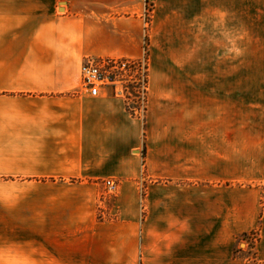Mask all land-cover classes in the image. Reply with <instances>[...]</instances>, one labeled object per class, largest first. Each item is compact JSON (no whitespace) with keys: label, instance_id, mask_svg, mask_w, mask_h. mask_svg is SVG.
Returning a JSON list of instances; mask_svg holds the SVG:
<instances>
[{"label":"crops","instance_id":"crops-1","mask_svg":"<svg viewBox=\"0 0 264 264\" xmlns=\"http://www.w3.org/2000/svg\"><path fill=\"white\" fill-rule=\"evenodd\" d=\"M262 32L264 0H0V264H264ZM146 34L141 113L80 88Z\"/></svg>","mask_w":264,"mask_h":264},{"label":"rangeland","instance_id":"rangeland-1","mask_svg":"<svg viewBox=\"0 0 264 264\" xmlns=\"http://www.w3.org/2000/svg\"><path fill=\"white\" fill-rule=\"evenodd\" d=\"M242 56H244V61L241 59L239 66L240 71L246 74V87L248 89L264 90V32L246 33L245 49ZM145 66V58L135 61L133 59L122 58L121 61L111 69V72H113L112 78L117 81L116 84L109 85L106 88L112 89L113 91L116 90L115 93L125 98L129 111H134L136 114L141 113L144 107L142 99L145 97ZM229 67L232 66L230 65ZM232 69L233 68H230L231 71ZM261 112V121L264 122V107L261 109ZM144 184H146L145 181ZM101 195L107 197V199H110V202L113 203L116 193H108L104 188ZM255 238L256 235L253 233L243 240L245 244L248 242L249 245L247 248L250 249V252H252L251 244L255 242ZM245 244L241 247H245ZM27 252L28 248L25 249L23 247V264H29Z\"/></svg>","mask_w":264,"mask_h":264},{"label":"built area","instance_id":"built-area-1","mask_svg":"<svg viewBox=\"0 0 264 264\" xmlns=\"http://www.w3.org/2000/svg\"><path fill=\"white\" fill-rule=\"evenodd\" d=\"M122 58H96L87 56L81 65V89L85 90L90 96H97L105 91L107 86L116 84L112 78L111 69L121 61ZM135 61V60H134ZM116 91V90H115ZM145 102V97L142 99ZM108 193H116L118 183L113 179H106L103 182Z\"/></svg>","mask_w":264,"mask_h":264},{"label":"trees","instance_id":"trees-1","mask_svg":"<svg viewBox=\"0 0 264 264\" xmlns=\"http://www.w3.org/2000/svg\"><path fill=\"white\" fill-rule=\"evenodd\" d=\"M152 7H153L152 3H149V5H147V10H148L147 14L151 13ZM147 18H149V16H147ZM148 43H149L148 35L146 34V36H145V43H144V48H145V57L144 58L146 60L145 73H144V82H145L144 93L147 92V88L146 87H147V74H148V65H147ZM144 109H145V106H144ZM130 112L133 115L136 114L134 111H130ZM144 153L145 152L143 151V156H144ZM253 233L256 235V238H255V242H253V244H251V248L254 249L255 248L256 241H258V239H259L258 232L253 231V232H250V233H245V234L242 235V239L245 240L248 235L253 234ZM255 254L256 253L254 252L253 255L255 256Z\"/></svg>","mask_w":264,"mask_h":264}]
</instances>
